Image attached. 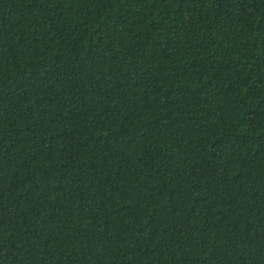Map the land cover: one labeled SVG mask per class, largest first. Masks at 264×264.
I'll return each mask as SVG.
<instances>
[{
    "label": "trees",
    "instance_id": "obj_1",
    "mask_svg": "<svg viewBox=\"0 0 264 264\" xmlns=\"http://www.w3.org/2000/svg\"><path fill=\"white\" fill-rule=\"evenodd\" d=\"M0 264H264V0H0Z\"/></svg>",
    "mask_w": 264,
    "mask_h": 264
}]
</instances>
